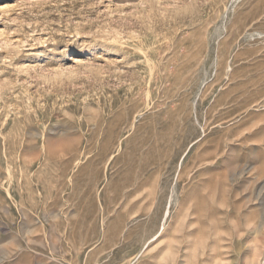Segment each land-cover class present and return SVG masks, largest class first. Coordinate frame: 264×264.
<instances>
[{"label": "rangeland", "instance_id": "obj_1", "mask_svg": "<svg viewBox=\"0 0 264 264\" xmlns=\"http://www.w3.org/2000/svg\"><path fill=\"white\" fill-rule=\"evenodd\" d=\"M130 263L264 264V0H0V264Z\"/></svg>", "mask_w": 264, "mask_h": 264}, {"label": "bare ground", "instance_id": "obj_2", "mask_svg": "<svg viewBox=\"0 0 264 264\" xmlns=\"http://www.w3.org/2000/svg\"><path fill=\"white\" fill-rule=\"evenodd\" d=\"M262 107V106H261ZM256 111V110H255ZM257 114V113H256ZM263 126V125H262ZM234 170H235V168H234ZM233 170V171H234ZM238 170V169H237ZM192 173V172H191ZM238 174H240V171L239 172H237V171H234L233 172V177L234 176H236V175H238ZM147 175V174H146ZM145 176V175H144ZM145 178V177H144ZM141 179V178H140ZM143 179V178H142ZM141 179V180H142ZM235 179H237L236 177H235ZM141 183V182H140ZM142 184V183H141ZM140 184V185H141ZM136 188V187H135ZM137 188H139V186L137 187ZM133 190H134V188H132ZM137 190V189H136ZM140 190V189H139ZM173 191V190H172ZM132 193H134L133 191H131ZM127 193H129V192H127ZM138 193V192H137ZM224 193V192H223ZM221 195V197H222V194H220ZM128 196V195H127ZM219 196V195H218ZM152 197V196H151ZM130 198V197H129ZM171 198V197H170ZM216 198V197H215ZM153 199H155V198H153ZM156 200V199H155ZM213 201H215L214 199H213ZM157 202V201H156ZM153 203V202H152ZM151 203V204H152ZM155 203V202H154ZM171 204H172V201H171V199L169 200V202L167 203V206H166V208H165V211H164V214H163V218H164V220H163V222L160 224V227H159V229L156 231V232H154V233H152V234H149V235H145V234H147V233H145L146 231L145 230H143V232H141V233H139V235H138V237L140 238V239H138V240H140L141 242H142V249H141V251L142 252H144V251H146L150 246H152V244H155L156 242H158V241H160V239H162L163 237H164V235L165 234H163V232L165 231V223H164V221H165V219H167L168 217V214H169V212H170V207H171ZM155 205H156V203H155ZM175 205V204H174ZM212 207H213V209H214V211L216 212L217 210H219V209H216V207L213 205V202H212V205H211ZM218 207V206H217ZM177 209V208H176ZM172 211V210H171ZM174 212V211H173ZM172 212V213H173ZM151 214V213H150ZM170 215V214H169ZM215 215V214H214ZM173 216V215H172ZM199 217V216H198ZM173 218V217H172ZM172 218H171V220H172ZM135 220V219H134ZM140 220V219H139ZM199 220V219H198ZM145 221V220H144ZM140 222V221H139ZM138 223V222H137ZM144 223V222H143ZM133 224H135L134 222H133ZM132 224V225H133ZM148 224H149V222H148ZM140 225H142V224H140ZM168 225H170L169 223H168ZM109 226V225H108ZM134 226H136V225H134ZM130 227V226H129ZM136 227H139V226H136ZM166 227H167V225H166ZM169 227V226H168ZM142 228V227H141ZM141 228H138V229H140V231H141ZM131 229V228H130ZM129 229V230H130ZM138 229H136V230H138ZM128 231V230H127ZM132 231H134V230H132L131 229V232ZM139 232V231H138ZM152 232V231H151ZM133 233V232H132ZM136 233V232H135ZM128 235H129V232L127 233ZM135 235V234H134ZM131 236V235H130ZM123 238V237H122ZM133 242V241H132ZM135 242V241H134ZM163 252V250L161 251V253ZM138 254H140V253H138ZM137 254V255H138ZM141 255V254H140ZM140 255H138V256H140ZM137 256V257H138ZM131 260V259H130ZM129 260V261H130ZM191 261V260H190ZM135 263V262H134ZM130 264H133V263H130Z\"/></svg>", "mask_w": 264, "mask_h": 264}]
</instances>
